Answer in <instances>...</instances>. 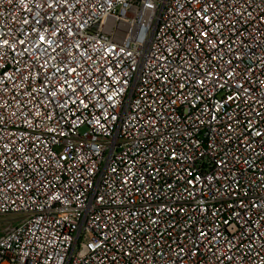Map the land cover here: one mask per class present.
<instances>
[{"label":"built area","instance_id":"1","mask_svg":"<svg viewBox=\"0 0 264 264\" xmlns=\"http://www.w3.org/2000/svg\"><path fill=\"white\" fill-rule=\"evenodd\" d=\"M9 215L0 264H264V0H0Z\"/></svg>","mask_w":264,"mask_h":264},{"label":"rangeland","instance_id":"2","mask_svg":"<svg viewBox=\"0 0 264 264\" xmlns=\"http://www.w3.org/2000/svg\"><path fill=\"white\" fill-rule=\"evenodd\" d=\"M17 215L0 216V231L4 228L7 222H16Z\"/></svg>","mask_w":264,"mask_h":264},{"label":"snow or ice","instance_id":"3","mask_svg":"<svg viewBox=\"0 0 264 264\" xmlns=\"http://www.w3.org/2000/svg\"><path fill=\"white\" fill-rule=\"evenodd\" d=\"M40 39H41V41H43V37H40ZM5 43H6V41H5ZM20 43H23V41H20ZM109 99H111V97H109Z\"/></svg>","mask_w":264,"mask_h":264}]
</instances>
